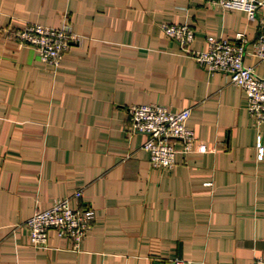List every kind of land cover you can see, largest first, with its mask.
<instances>
[{"label":"crops","instance_id":"0c3cea01","mask_svg":"<svg viewBox=\"0 0 264 264\" xmlns=\"http://www.w3.org/2000/svg\"><path fill=\"white\" fill-rule=\"evenodd\" d=\"M263 15L211 0H0V264H264V126L228 73L161 25L191 24L204 49L209 35L254 39ZM64 21L78 38L56 70L15 36ZM245 62L264 77L251 44ZM151 102L191 108L209 150L177 140L174 168L153 167L129 112ZM79 188L71 204L94 215L80 248L55 230L34 246L26 220Z\"/></svg>","mask_w":264,"mask_h":264},{"label":"built area","instance_id":"2783aa9c","mask_svg":"<svg viewBox=\"0 0 264 264\" xmlns=\"http://www.w3.org/2000/svg\"><path fill=\"white\" fill-rule=\"evenodd\" d=\"M224 8L243 9L250 18H256L264 10V0H211ZM165 32L176 40L180 48L191 53L200 65L210 71L222 70L231 76V80L242 87L247 107L257 126H264V77L255 66L248 65L245 57L248 45H253V53L264 59V15L257 36L250 39L246 31H239L234 38L207 36V47L194 49L192 44L196 33L187 22H162ZM15 36L21 43L35 46L40 57L54 70L62 62L64 52L70 42L78 38L68 21L60 27L49 26L41 22H32L27 27L18 29ZM132 131H143L148 138L143 147L149 151L153 167L172 169L176 165V141L183 143L186 151L205 152L208 145L201 140L195 130L188 125L191 108L170 110L161 103H139L129 106ZM259 158H264V145L260 135ZM83 196L79 188L72 196L58 198L48 208H38L27 220L30 241L38 248L49 247V234L55 230L60 236L69 238L74 248L79 249L82 241L94 225L91 210L71 204L72 198ZM263 259L258 260L262 263ZM193 260L183 257L171 259L154 258L152 264H192Z\"/></svg>","mask_w":264,"mask_h":264},{"label":"rangeland","instance_id":"374dc122","mask_svg":"<svg viewBox=\"0 0 264 264\" xmlns=\"http://www.w3.org/2000/svg\"><path fill=\"white\" fill-rule=\"evenodd\" d=\"M218 37V36H217Z\"/></svg>","mask_w":264,"mask_h":264}]
</instances>
